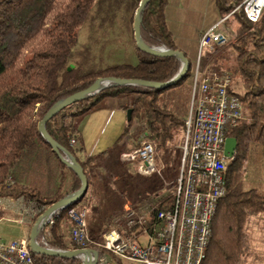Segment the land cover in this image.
I'll list each match as a JSON object with an SVG mask.
<instances>
[{"label": "trees", "instance_id": "obj_1", "mask_svg": "<svg viewBox=\"0 0 264 264\" xmlns=\"http://www.w3.org/2000/svg\"><path fill=\"white\" fill-rule=\"evenodd\" d=\"M168 1L151 0L143 15L142 37L151 47L178 50L167 25ZM140 2L0 0V199H22L28 209L42 215L58 201L80 190V178L61 162L38 129L40 121L56 103L88 89L99 78L167 83L178 74L181 62L176 58L153 57L137 48L139 64L136 66L121 64L89 73L79 67L70 69L81 28L95 8L99 13L114 14L122 6L134 5L138 10ZM216 2L222 20L225 19L221 26L234 22L237 29L228 37L226 45L233 49L229 53L231 58L219 54L223 47L216 48L209 54L212 66L207 73L226 70L232 76L229 91L243 103L245 119L230 135L237 139L238 146L227 169V194L218 206L212 224L213 236L202 264H247L253 256L249 229L254 220L264 219V195L255 188L244 189L241 182L254 147L264 158V12L260 21L253 24L243 12L233 13L241 0ZM226 60H231L227 66L222 63ZM193 77L191 68L179 82L164 89H106L66 107L47 123L49 135L77 159L89 182L85 197L58 214L51 240L54 247L72 249L73 224L68 214L83 202L88 201L90 234L100 242L113 224L105 228L100 224L90 226L96 218L112 220L116 209L120 211L124 193L134 200L137 210L155 207L150 212L151 219L156 210L170 207L174 198L171 194L160 199L158 195L149 197L160 188L162 180L158 175L145 179L140 176L139 166L125 161V152L129 150L123 144L130 137L134 120L144 119L148 136L155 142L170 180L178 172L171 158L176 132L178 129L185 132L187 119L175 115L170 103L188 81L193 84ZM236 79L246 85L243 93L235 90ZM108 99L122 101L121 108L126 112L132 110L131 120L112 148L82 160L79 157L83 150L81 141L71 145L72 139L79 140L75 121ZM8 179L13 183H7ZM5 216L6 212L0 208V220ZM66 232H70L68 239ZM33 256L37 264H81L78 259Z\"/></svg>", "mask_w": 264, "mask_h": 264}, {"label": "built area", "instance_id": "obj_2", "mask_svg": "<svg viewBox=\"0 0 264 264\" xmlns=\"http://www.w3.org/2000/svg\"><path fill=\"white\" fill-rule=\"evenodd\" d=\"M235 12H243L249 22L256 24L264 12V0H241ZM224 20L202 33L200 54L229 44L228 36L220 30ZM193 74L192 105L185 122L179 176L172 182L173 190L169 193L174 196L170 207L156 210L151 219L149 215L155 207L138 211L127 203L100 242L90 234L86 201L68 214L73 224L72 249H60L51 244L59 213L48 218L42 227L38 235L41 246L63 251L96 250L99 254L96 264L203 263L213 236L212 224L218 206L227 194V169L236 155L232 159L226 157V141L245 119V110L239 97L229 91L233 82L229 73L202 74L198 67ZM144 128L146 136L140 147L127 153L125 161L138 165L147 177L156 174L163 179L164 163L158 161L156 145L148 140L146 123ZM71 145H76L74 139ZM7 183L12 184V179ZM17 204L20 207H16ZM0 207L17 216L23 230L32 228L41 216L28 209L22 199L1 198ZM78 260L83 264V257ZM0 264H37L29 239L26 236L12 241L0 239Z\"/></svg>", "mask_w": 264, "mask_h": 264}, {"label": "rangeland", "instance_id": "obj_3", "mask_svg": "<svg viewBox=\"0 0 264 264\" xmlns=\"http://www.w3.org/2000/svg\"><path fill=\"white\" fill-rule=\"evenodd\" d=\"M136 12L137 9L134 8V5L131 7L129 6L128 8L127 6H122L120 10L116 11L114 14H109L107 12L99 13L95 8L86 23L81 28L78 44L74 49L73 58L71 60V66H73L72 69L79 67L82 72L89 73L105 70L127 62L137 65L139 60L133 53L134 50L136 51L134 37V19ZM215 14L217 19L221 18L222 16L217 10L213 1L208 15L207 13H201L199 16L197 15V24L204 23L205 21L212 23ZM189 18H191V15L186 13L185 21L191 24ZM193 18H196V16ZM177 27L178 29L180 28L179 25ZM235 29H237V24L234 22L229 23L227 26L220 27V30L228 37H231L233 32H235ZM213 51L209 52L204 50L202 54L199 52L197 59L191 61L192 72H195L198 67L200 72L203 70H209L212 66V61L209 60L208 57ZM230 52L233 53V49L229 46H225L220 49L219 54L224 53L230 57ZM222 63L227 66L231 63V60H226ZM234 88L238 93H243L246 90V85L241 79H236L234 81ZM192 89L193 84H189L188 81L182 87L179 96L173 99L170 103V109L175 115L180 117V119H186V117L190 115V108L192 105ZM105 104L106 103H103L101 106L104 107L106 106ZM82 118H80L81 121L80 119H77L75 124L82 125V121L86 120L84 119L85 117ZM126 122V126H128V119ZM144 124V119L136 118L134 120L128 135L130 137H128L123 144L124 148L129 150L125 153H129L140 147L142 138L146 136ZM184 134L185 132L183 129H178L176 132L175 141L173 143L175 150L171 158L173 161V167H176L178 172H174L173 177L169 180L166 177L165 171H163V179L160 178L162 180V185L156 191L149 194V197L158 195V199H160L161 197L172 192V182L177 179L180 172L181 158L179 156V152L181 151L182 157ZM148 140L155 144L151 138L148 137ZM161 159L162 157L159 153L158 161L160 162ZM161 161L163 162L164 160L162 159ZM138 174L143 176L144 179L147 177L141 173L139 168ZM241 182L244 189L255 188L260 194L264 195V158L261 156L260 150L257 147H254L250 152ZM122 199L120 211L116 209L112 220H108L107 218L105 220L96 218L90 228L95 226V224H100V226L103 228L112 226L114 219L123 213L124 207L127 203H130L135 207L134 200L129 197L127 193L122 195ZM16 207H20V205L17 204ZM5 212L6 216L0 220V239L4 241H12L19 240L24 236L29 239L32 228H25V230H23L18 223V217L11 211ZM249 231L252 238L253 256L248 260L247 264H264V219L261 218L260 220H254V223L250 227ZM68 236H70V232L68 234L66 232L67 239ZM142 239L144 240L145 238L142 237ZM109 256L112 258L111 254H109Z\"/></svg>", "mask_w": 264, "mask_h": 264}, {"label": "water", "instance_id": "obj_4", "mask_svg": "<svg viewBox=\"0 0 264 264\" xmlns=\"http://www.w3.org/2000/svg\"><path fill=\"white\" fill-rule=\"evenodd\" d=\"M151 0H141L138 10L134 19V37L136 48L150 56L153 57H174L181 62V69L178 74L167 83H156L144 80H133V79H119V78H99L96 82L91 85L88 89L76 93L72 96H69L65 99H62L56 103L40 121L38 129L41 136L45 139L46 143L49 144L52 148V151L57 155L63 164L68 168L73 170L75 174L81 180V188L76 193H73L64 199L58 201L49 209H47L36 221L35 225L32 227L29 236V248L31 252L36 256H46V257H56V258H65L70 260H75L80 257L84 258L83 264H96L98 259V251L96 250H72V251H63V250H53L41 246L38 243V235L44 226L46 220L57 213H60L62 210L68 208L69 206L75 204L79 200L85 197L88 192L89 182L84 173V170L77 159L65 148L60 146L48 133L46 129L47 123L54 118L60 111L69 107L76 102L82 101L84 99L93 97L103 90L117 87H144L151 89H164L171 85L179 82L191 69V64L186 58L185 54L179 50H170L166 48H154L145 43L142 37V21L143 15L148 7ZM71 66L70 69H72ZM132 110L127 112L128 121L131 120ZM238 146L237 139L231 137L226 141L225 146V155L227 158L232 159L236 153Z\"/></svg>", "mask_w": 264, "mask_h": 264}, {"label": "crops", "instance_id": "obj_5", "mask_svg": "<svg viewBox=\"0 0 264 264\" xmlns=\"http://www.w3.org/2000/svg\"><path fill=\"white\" fill-rule=\"evenodd\" d=\"M213 1L219 11L216 0L168 1V6L166 8L168 29L172 33L177 49L185 54L190 64L191 61L196 60L199 55L202 33L222 21V16L217 19L215 14L212 23L205 21L204 23L197 24V15L199 16L201 13H207L208 15ZM186 13L191 15V18H189L191 24L185 21ZM194 16H196V18H193ZM178 25L180 26L179 29L177 27ZM133 53L138 58L135 50ZM124 64L136 66L128 62ZM207 71L208 70H203L202 74H207ZM103 103H106V106L98 107L84 116L86 120L82 121V125L76 124L77 138L79 139L76 140V144H80L78 143L79 141L82 143L83 150L79 154L82 160H87L88 158L97 156L112 148L127 127V112L121 108L122 102L117 99H108Z\"/></svg>", "mask_w": 264, "mask_h": 264}]
</instances>
